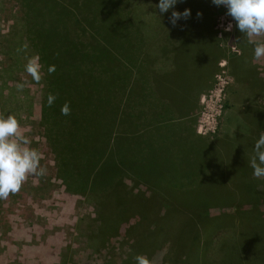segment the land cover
Here are the masks:
<instances>
[{"label":"trees","instance_id":"16d2710c","mask_svg":"<svg viewBox=\"0 0 264 264\" xmlns=\"http://www.w3.org/2000/svg\"><path fill=\"white\" fill-rule=\"evenodd\" d=\"M13 1L18 19L6 37L0 34L1 71L11 76L23 67L26 55L39 54L43 79L38 125L53 156L54 177L67 193L96 206L101 234L105 227L106 233L113 234L125 230L128 221H138L137 216H150L149 205H141L135 212H118L124 205L122 196L129 190L127 182L154 190L164 205L191 204V209L200 212L195 215L199 220L212 207L236 208L255 200L262 203L264 189L255 190L260 180L247 177L245 190L236 194L222 191L221 184L227 179L225 168L236 161L233 154L240 150L244 158L248 146L245 162L249 161L247 157L253 155L255 141L264 131L259 86L251 85L248 104L236 108L241 123L224 144H209L195 128L200 96L211 87L212 76L219 69L215 31V45L209 52L192 56L185 44L176 47L174 37L144 35L134 16L142 9L127 7L126 0ZM120 7L129 8L128 13L118 14ZM118 16L125 19L117 20ZM25 43L27 53H18ZM238 51L233 56H240ZM192 58L198 62L192 66L199 70L195 82H189L187 73ZM51 65L55 71L49 74ZM14 89L8 90L7 97L1 95L0 111L15 115L20 122ZM49 93L57 97L51 107ZM65 102L71 109L67 116L61 114ZM244 167L252 169L250 162ZM247 171L242 174L249 176ZM40 183L46 185L43 180ZM47 183L52 184L49 179ZM207 183L218 188L207 189ZM112 208L114 216H109ZM130 234L126 229L125 235Z\"/></svg>","mask_w":264,"mask_h":264},{"label":"rangeland","instance_id":"374dc122","mask_svg":"<svg viewBox=\"0 0 264 264\" xmlns=\"http://www.w3.org/2000/svg\"><path fill=\"white\" fill-rule=\"evenodd\" d=\"M150 1L126 0V6L141 10ZM127 7L118 8L117 13H128ZM16 9L17 5L13 0H0L1 36L6 37L18 19ZM144 13L134 16L140 18ZM223 13L227 15V9L218 6L213 25L217 34L219 31L223 32L220 37L217 36L219 69L212 76L211 87L200 96L198 113L193 115L196 130L209 144L216 146L224 144L223 140L232 138L237 133L241 117L236 108L248 104L247 99L252 95L249 92L251 85L259 86L257 97L261 110L264 111V84L259 85L255 80L248 84L245 76L242 83L238 84L229 75L231 72L227 57L240 51L228 39L235 28V21L229 15L221 16ZM118 17L117 20L125 19ZM229 21L232 29L225 32ZM193 42L190 55L198 56L200 52H209L211 44H202L196 38ZM22 63L23 67L15 69L11 76H5L0 68V103L4 101L1 95L7 97L8 90L15 88L19 102L16 111L21 118L22 131L31 139V146L41 152V165L47 172L38 178L30 176L19 193L10 195L7 200H0V264H136L137 255L147 256L154 264H264V194L262 203L255 200L236 208L212 207L202 213L199 220L195 215L200 212L191 209V204L164 205L154 190L127 182L129 190L122 196L124 205L118 212H132L141 205H149L150 216L146 219L137 216L138 221H128L125 230L131 232L130 236L125 235L124 229L113 234L106 233V227L105 234H101L99 230L102 229V224L97 219L96 206L83 197L67 193L54 177L53 156L46 148L38 125L41 85L31 82V77L25 72L26 58L22 59ZM197 63L192 58L187 64L190 66L187 68L189 82H195V77L199 74V70L192 68ZM256 72L264 78V69ZM25 81L27 84L24 90L18 92L15 85ZM24 95L30 99L31 106ZM261 115L264 119V112ZM241 132L246 133L244 129ZM246 135L252 138L247 133ZM244 144H248L245 139ZM248 148H244V158L240 156V150L233 154V158H236L233 167L218 166L225 168L224 175L227 177L222 180V191L233 194L244 191L243 185L247 177L260 180L255 190L263 191L264 177L256 178L253 169L244 167L252 157H247L250 159L245 162ZM228 149L231 151L230 147ZM253 150L252 148L254 154ZM245 171L249 176L242 174ZM48 179L52 184L47 183ZM41 180L46 185L40 183ZM205 186L207 189L218 188L208 183ZM237 202L238 200L235 204ZM112 210L113 208L109 210V216H114ZM136 224L138 227L132 231L131 228Z\"/></svg>","mask_w":264,"mask_h":264},{"label":"clouds","instance_id":"9594fccd","mask_svg":"<svg viewBox=\"0 0 264 264\" xmlns=\"http://www.w3.org/2000/svg\"><path fill=\"white\" fill-rule=\"evenodd\" d=\"M177 3V0H159L158 7L161 13L167 12ZM212 3L227 9L229 15L235 22L238 30L254 45V60L264 59V0H212ZM190 12L185 9L183 13L173 11L170 22L175 25L181 18H188ZM200 15V13H197ZM232 24H229L226 31H231ZM28 44H23L17 52L27 53ZM25 72L32 81L39 84L43 79L42 65L39 54L26 55ZM3 57H0L2 60ZM51 74L55 66L47 69ZM27 84L17 83L18 92H22ZM56 95L49 93L47 104L49 107L56 100ZM71 109L67 102L61 107L62 115H70ZM31 139L22 131L20 122L13 114L5 115L0 113V200H7L10 195L20 192L23 184L32 177L46 175L47 169L41 165V152L31 146ZM254 154L250 160L253 175L256 178L264 177V131L254 144ZM136 264H154L145 255L135 257Z\"/></svg>","mask_w":264,"mask_h":264},{"label":"crops","instance_id":"0c3cea01","mask_svg":"<svg viewBox=\"0 0 264 264\" xmlns=\"http://www.w3.org/2000/svg\"><path fill=\"white\" fill-rule=\"evenodd\" d=\"M158 3L159 0L147 2L144 4V8H141L145 12L143 16L136 17L137 25L142 24L141 29L144 35L174 37L177 48L183 43L191 49L194 38H199L202 44H211V47L215 45L213 43V25L218 6L213 4L212 0H177V3L164 13H161L156 7ZM185 9L189 10V17L181 18L173 25L170 22L171 13L173 11L183 13ZM228 39L241 50L240 56L228 55L227 57L229 71L234 74L236 82L241 84L242 78L245 76L248 84L252 83L253 80L260 85L264 84V78L256 74V70L264 69V59L254 60V45L249 43L247 37L238 30L236 22L233 33Z\"/></svg>","mask_w":264,"mask_h":264},{"label":"built area","instance_id":"2783aa9c","mask_svg":"<svg viewBox=\"0 0 264 264\" xmlns=\"http://www.w3.org/2000/svg\"><path fill=\"white\" fill-rule=\"evenodd\" d=\"M221 6H222L223 8H225L223 5H221ZM221 16H224V17H225V16H227V15L223 13ZM221 16H220V17H221ZM227 17H228V16H227ZM229 24H231V21H229L226 25H229ZM218 31H219V30H218ZM225 32H227V31L225 30ZM221 33H223V32H220V31L218 32V34H217L218 37L221 36ZM220 65H221V64H220ZM216 76H217V75H216ZM197 133L200 134L199 131H198V129H197Z\"/></svg>","mask_w":264,"mask_h":264}]
</instances>
